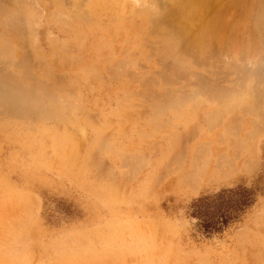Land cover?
Returning a JSON list of instances; mask_svg holds the SVG:
<instances>
[{
    "label": "rangeland",
    "instance_id": "1",
    "mask_svg": "<svg viewBox=\"0 0 264 264\" xmlns=\"http://www.w3.org/2000/svg\"><path fill=\"white\" fill-rule=\"evenodd\" d=\"M259 180L264 0H0V264H264L189 215Z\"/></svg>",
    "mask_w": 264,
    "mask_h": 264
},
{
    "label": "trees",
    "instance_id": "2",
    "mask_svg": "<svg viewBox=\"0 0 264 264\" xmlns=\"http://www.w3.org/2000/svg\"><path fill=\"white\" fill-rule=\"evenodd\" d=\"M264 196V183L259 180L255 186L238 185L222 189L215 194L203 195L190 206V217L196 221L198 231L208 237L221 236L240 223ZM64 207V206H63ZM67 218L76 216L71 207H58Z\"/></svg>",
    "mask_w": 264,
    "mask_h": 264
},
{
    "label": "crops",
    "instance_id": "3",
    "mask_svg": "<svg viewBox=\"0 0 264 264\" xmlns=\"http://www.w3.org/2000/svg\"><path fill=\"white\" fill-rule=\"evenodd\" d=\"M210 128V132L208 133H203V136L200 138V143H201V147L200 149L196 152V153H199L201 149H205L206 153L208 152V148L211 150L212 152V147L215 145V146H219L216 141H215V137L218 133V131L220 129H217V128ZM217 129V130H216ZM229 136V134H224V135H221L222 138H224L225 136ZM220 137V138H221ZM220 142V141H219ZM221 145V144H220ZM219 153V152H218ZM226 152H220L219 154H217L218 158H220L221 160H227V154L228 156L230 155V153L228 152L227 154H225ZM197 154H195L196 156ZM217 160V165H215V167L217 168L218 167V163H220L221 160Z\"/></svg>",
    "mask_w": 264,
    "mask_h": 264
},
{
    "label": "bare ground",
    "instance_id": "4",
    "mask_svg": "<svg viewBox=\"0 0 264 264\" xmlns=\"http://www.w3.org/2000/svg\"><path fill=\"white\" fill-rule=\"evenodd\" d=\"M187 3V2H186ZM144 15V14H143ZM146 15V14H145ZM149 42V41H148ZM151 44V43H150ZM178 51V50H177ZM127 55V54H126ZM175 56V55H174ZM127 60V59H126Z\"/></svg>",
    "mask_w": 264,
    "mask_h": 264
}]
</instances>
